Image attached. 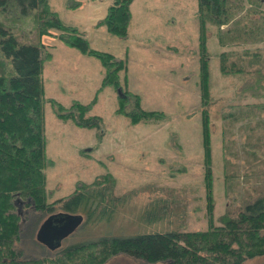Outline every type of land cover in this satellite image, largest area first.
Here are the masks:
<instances>
[{
    "label": "rangeland",
    "instance_id": "obj_1",
    "mask_svg": "<svg viewBox=\"0 0 264 264\" xmlns=\"http://www.w3.org/2000/svg\"><path fill=\"white\" fill-rule=\"evenodd\" d=\"M3 6L0 4V24L9 28L21 44L34 41V15L20 17L8 3ZM48 6L63 25L77 29L90 49L109 53L126 66L119 74V89L104 87L105 70L98 59L65 46L57 38L58 31L41 38L52 55L44 62L42 72L45 154L51 161L45 170L48 203L68 199L78 184H91L106 174L115 181L113 196L124 203L109 222L90 224L82 212V224L62 240L59 248L51 249L37 239L48 217L18 201L22 219L16 249L25 258L36 259L102 238L206 230L211 222L205 184L209 167L201 131L197 1L133 0L126 39L111 35L102 24L109 1L48 0ZM217 32L215 26L206 25L215 226L227 208L241 206L264 193V153L253 151L257 159L247 153L249 131L244 127L248 122L237 117L246 106L264 104V88L254 86L253 75H224L220 70L223 52L259 48L264 54V42L223 47ZM124 91L138 96L142 110L162 113L164 118L133 125L129 118L117 114L118 98ZM52 101L65 109L74 102L94 103L88 115L101 118L102 130L80 128L58 119ZM154 206L162 208L163 216L158 221H146L145 212ZM105 264L146 263L119 255ZM244 264H264V255L246 259Z\"/></svg>",
    "mask_w": 264,
    "mask_h": 264
},
{
    "label": "trees",
    "instance_id": "obj_2",
    "mask_svg": "<svg viewBox=\"0 0 264 264\" xmlns=\"http://www.w3.org/2000/svg\"><path fill=\"white\" fill-rule=\"evenodd\" d=\"M109 1L102 21L107 31L120 39L127 38L133 0ZM200 24V88L202 100V142L206 161V210L210 224L203 231H166L129 238H102L60 251L53 257L25 258L16 249L19 241L21 216L17 201L49 217L56 214H85L90 224L109 222L124 203L113 196L115 185L111 175L97 178L91 184H78L68 199L48 203L45 170L51 165L45 154L44 103L42 72L45 61L52 55L41 38L54 36L67 47L98 59L105 70L104 87L119 89V74L125 63L109 53L90 49L77 29L67 27L48 6V0H0L14 8L20 17L33 18L36 23L34 41L20 43L11 30L0 24V264H105L111 258L124 255L146 264H244L246 259L264 255V193L237 207L227 208L219 225L212 223L213 199L211 156L209 147L208 53L206 25L218 30L221 46H253L264 42L263 0H196ZM4 3V4H3ZM4 11H7L6 8ZM225 27L224 29H221ZM264 52V51H263ZM259 48L230 50L220 55V70L224 75L248 73L254 76V86L264 88V54ZM58 119L71 121L77 127L102 130L97 116H89L94 104L74 102L65 109L51 102ZM130 107V109H128ZM117 114L129 118L135 125L163 119L158 112L140 108L139 98L124 91L118 98ZM264 104L244 107L237 117L248 122V154L264 153ZM254 121V123L252 122ZM254 151V152H253ZM264 163V162H263ZM56 206V207H54ZM162 208L153 207L145 218L158 221ZM158 219V220H157Z\"/></svg>",
    "mask_w": 264,
    "mask_h": 264
},
{
    "label": "water",
    "instance_id": "obj_3",
    "mask_svg": "<svg viewBox=\"0 0 264 264\" xmlns=\"http://www.w3.org/2000/svg\"><path fill=\"white\" fill-rule=\"evenodd\" d=\"M82 221L81 215L60 213L49 216L40 226L37 232V239L39 243L48 248H59L62 240L72 234L82 224Z\"/></svg>",
    "mask_w": 264,
    "mask_h": 264
},
{
    "label": "flooded vegetation",
    "instance_id": "obj_4",
    "mask_svg": "<svg viewBox=\"0 0 264 264\" xmlns=\"http://www.w3.org/2000/svg\"><path fill=\"white\" fill-rule=\"evenodd\" d=\"M55 215H57V214H55Z\"/></svg>",
    "mask_w": 264,
    "mask_h": 264
}]
</instances>
